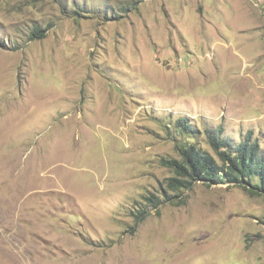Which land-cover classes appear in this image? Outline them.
Masks as SVG:
<instances>
[{
	"label": "rangeland",
	"instance_id": "obj_1",
	"mask_svg": "<svg viewBox=\"0 0 264 264\" xmlns=\"http://www.w3.org/2000/svg\"><path fill=\"white\" fill-rule=\"evenodd\" d=\"M211 130L264 149V0H0V264H264V194L166 186Z\"/></svg>",
	"mask_w": 264,
	"mask_h": 264
},
{
	"label": "trees",
	"instance_id": "obj_2",
	"mask_svg": "<svg viewBox=\"0 0 264 264\" xmlns=\"http://www.w3.org/2000/svg\"><path fill=\"white\" fill-rule=\"evenodd\" d=\"M45 29L35 27L32 36L41 38ZM176 127L182 132H195L186 117L176 119ZM206 139L212 153L193 143L177 145L179 158H160L159 164L172 170L173 176L167 179L170 190L189 189L194 182L205 184L229 183L238 185L253 194H264V149L250 135L236 141L223 136L215 130L207 131ZM147 204L157 209L162 203L159 197H145ZM149 215L145 208L138 209L133 215L135 223Z\"/></svg>",
	"mask_w": 264,
	"mask_h": 264
}]
</instances>
